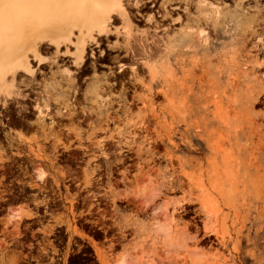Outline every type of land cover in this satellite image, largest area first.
Returning a JSON list of instances; mask_svg holds the SVG:
<instances>
[{"label":"rangeland","instance_id":"obj_1","mask_svg":"<svg viewBox=\"0 0 264 264\" xmlns=\"http://www.w3.org/2000/svg\"><path fill=\"white\" fill-rule=\"evenodd\" d=\"M209 1L128 3L130 29L113 15L116 32L81 68L44 45L40 71L15 76L21 96L0 105V183L47 196L3 214L0 264H264V0ZM37 98H48L41 122L28 113ZM162 221L184 246L163 243Z\"/></svg>","mask_w":264,"mask_h":264},{"label":"bare ground","instance_id":"obj_2","mask_svg":"<svg viewBox=\"0 0 264 264\" xmlns=\"http://www.w3.org/2000/svg\"><path fill=\"white\" fill-rule=\"evenodd\" d=\"M128 3L138 8L143 0H0V105L5 106L10 99L21 96L15 83L16 75L23 73L29 79L40 71V66L46 62V57L41 54L44 45L52 48L53 62L61 57L62 61L81 68L86 55L93 57L98 37L116 32L111 28L113 15L130 29ZM197 5L201 10L204 6L211 10L217 6L209 0H199ZM152 19L150 14L146 20ZM61 70L68 80V88L75 92V71L67 67ZM64 90L59 92L61 98L67 97L68 89ZM47 101L48 98L35 99L33 109L40 122L49 117L39 105H45ZM53 122L51 119L50 124ZM43 174L44 171L35 176L41 180ZM140 188V194L148 192L145 185ZM157 225L156 232L163 236L166 246L179 248L186 244L187 234L174 228L170 222L162 221ZM192 258L199 260L198 253L192 251Z\"/></svg>","mask_w":264,"mask_h":264},{"label":"flooded vegetation","instance_id":"obj_3","mask_svg":"<svg viewBox=\"0 0 264 264\" xmlns=\"http://www.w3.org/2000/svg\"><path fill=\"white\" fill-rule=\"evenodd\" d=\"M33 107L34 106H32V108ZM28 113L36 117V114L32 112H28ZM30 115L25 116V117L24 116L18 117L17 122H22L24 125L31 126L33 123H35V121ZM3 120H5L6 122H4ZM7 121L8 122L10 121L9 117H5L1 119L0 126L2 125V126H6L10 128V126L7 125ZM11 122H13V120H11ZM3 136H4V131L0 129V137H3ZM41 189L42 191H47L44 188H41ZM42 191H39V189L36 186H32L30 184H26V186H16V184H13L10 182L0 183V220L2 219L3 214L7 211L9 207L11 206L16 207V203L18 200L19 201L25 200L29 204L43 206L44 201H45L43 197L47 195L45 194L46 192H42ZM46 200H48V197H46ZM57 201L58 199H52L51 204L54 205L56 204ZM38 202H41V203L38 204ZM48 209H49L48 206L44 205V208H41L38 213L33 215L32 217L35 218L34 222L37 223V222H41L42 220H44V217L50 214ZM37 243L38 241H35V242H29L31 246H27L26 244L25 245L30 250H33V249L37 250L38 249ZM7 244L9 246L8 250L11 251L13 250L12 247L16 245V241L13 239H10ZM30 259L33 260L32 258ZM12 264H16V263L14 262Z\"/></svg>","mask_w":264,"mask_h":264}]
</instances>
